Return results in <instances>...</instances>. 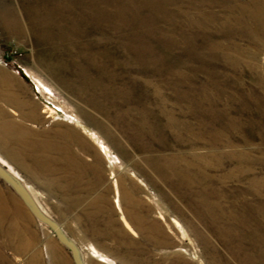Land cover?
I'll return each instance as SVG.
<instances>
[{
    "label": "rangeland",
    "instance_id": "374dc122",
    "mask_svg": "<svg viewBox=\"0 0 264 264\" xmlns=\"http://www.w3.org/2000/svg\"><path fill=\"white\" fill-rule=\"evenodd\" d=\"M254 10L264 0H0V155L87 264H114L93 247L115 264H264V228L224 219L264 209V20L220 24ZM182 120L219 133L202 172L182 169L223 195L150 163L206 152ZM0 264H75L1 178Z\"/></svg>",
    "mask_w": 264,
    "mask_h": 264
},
{
    "label": "bare ground",
    "instance_id": "6f19581e",
    "mask_svg": "<svg viewBox=\"0 0 264 264\" xmlns=\"http://www.w3.org/2000/svg\"><path fill=\"white\" fill-rule=\"evenodd\" d=\"M245 12V11H244ZM245 14V13H244ZM243 13H240V14H238V13H235L234 11H231V13H227L226 15H224L221 19H220V24L221 25H231V24H234V23H238V24H242L243 22H246L245 20L248 18V21L250 22V24H257L258 22H261V21H263L264 19H263V15L260 13V11H258V10H254V11H250V13L247 15V14H245L244 15ZM256 21V22H255ZM255 22V23H254ZM237 24V25H238ZM258 31V30H257ZM256 31V34H255V36H257V37H259V35H260V32H257ZM261 31H264V30H261ZM242 57H243V55H242ZM238 58H240V56H238ZM250 67H251V65H250ZM177 120H169V126L168 127H170L172 124H174V123H177L178 124V122H176ZM183 121V120H182ZM188 121V120H187ZM144 122V121H143ZM179 122H181V121H179ZM183 122H185L184 123V125L183 126H185L186 128H187V134H188V140H190V141H196L197 139H198V141H200L201 143H204V144H207V145H209L207 148H206V152L205 153H203V152H201L199 149H197V147H196V149L197 150H199V152H193V158H194V160H186V157L183 155L184 153L182 152V155H173V154H168V155H161V156H157V157H153V158H150L149 159V161H150V163L153 165V167L154 168H156V170L162 175H160L161 177H164L165 179H167L168 181L169 180H176L177 179V181H179L181 184H186L187 186H192L193 187V185L194 184H196L195 185V190L197 191L196 193L198 194V195H201V193L202 194H204V196L206 195L205 194V192H208V194L209 193H212V194H215V195H217V196H220V195H223L224 193H223V191H222V188H221V190L220 189H216L215 187H214V184L213 185H209L208 187H209V191H207V190H205L204 191V189L203 190H199V189H197L196 187H198L197 186V183H192L194 180H193V178H192V175L189 173V172H187L188 170H183L182 168H191V166L193 165H195L196 163H198L199 164V167H200V171L202 172L203 171V168L204 167H201V165H200V163H201V160L199 159V158H201V157H199V156H203L204 158H206V156H208V154H213L214 152H217V147L220 145V135H219V133L218 132H215L214 134H212V136H211V138H206L202 133L200 134L201 136H199L198 134H199V132H198V130H197V132H195V131H193L191 128H188L189 126H188V123L189 122H187L186 123V120L185 121H183ZM182 122V123H183ZM139 124H141V123H139ZM143 124H145V123H143ZM149 124H152V122L151 123H149ZM168 124V123H167ZM166 124V125H167ZM180 124V123H179ZM147 125V124H146ZM145 125V126H146ZM193 125V124H192ZM191 125V126H192ZM202 125H204V124H202ZM132 126H134V125H132ZM142 126V125H141ZM148 126V125H147ZM160 126V125H159ZM201 126V125H200ZM205 126V125H204ZM167 127V128H168ZM172 127V126H171ZM176 127H177V125H176ZM193 127V126H192ZM137 128V127H136ZM141 128V127H140ZM150 129H151V127H149ZM157 129H159L158 128V126L156 127ZM180 128H181V126H180ZM185 128V129H186ZM197 127H195V129H196ZM139 130V129H138ZM172 130H173V127H172ZM176 130V129H175ZM181 130H182V128H181ZM160 131V130H159ZM161 131H162V129H161ZM174 131V130H173ZM180 131V130H179ZM179 131H177V132H179ZM143 132H146L144 129H143ZM181 132V131H180ZM201 132V131H200ZM148 132H146V134H147ZM150 133H152V132H150ZM149 133V134H150ZM175 133V132H174ZM182 133V132H181ZM90 134H92V137L94 138V139H96V140H98V138L96 137V135L94 134V133H90ZM155 134V133H154ZM185 134V133H184ZM174 135V134H173ZM176 135V134H175ZM178 135V134H177ZM176 135V136H177ZM145 136V135H144ZM179 136V135H178ZM187 136V135H186ZM177 138V137H176ZM179 138V137H178ZM181 138H184V137H181ZM186 138V137H185ZM184 138V139H185ZM208 139V140H207ZM183 140V139H182ZM101 146H102V148L104 149V151H105V153L108 155L109 153H110V148L106 145V144H101ZM204 147H206V146H204ZM193 150V149H192ZM220 150V149H219ZM110 155V154H109ZM108 155V156H109ZM209 158H211V155H210V157ZM216 158H218V157H216ZM203 160V159H202ZM205 160V159H204ZM203 160V161H204ZM207 160V159H206ZM0 162L3 164V165H5L6 167H8L9 168V170L10 171H12V172H14L15 174H17L18 176H20L21 178H23L22 176H21V174L17 171V170H15V168H13L11 165H9L8 164V162L0 155ZM219 164V163H218ZM218 166V165H217ZM221 167V166H220ZM158 173V174H159ZM201 174V173H200ZM211 179V178H210ZM23 180L25 181V179L23 178ZM214 181H218L217 179H214ZM214 181H212L213 183H214ZM25 183L27 184V187L29 188V190L31 191V193L33 194V196L35 197V199L37 200V202L39 203V205L41 206V208L45 211V212H47V209L42 205V203H40L39 202V197H38V194H37V192H36V190L34 189V187L32 186V185H29V183H27L26 181H25ZM204 191V192H203ZM200 197V196H199ZM222 197V196H221ZM208 199V198H207ZM210 199V198H209ZM208 199V200H209ZM206 201V200H204V202H206L205 204H207V207L206 208H210V209H212L213 211H215V213L216 212H220V214H223L224 213V215H226V211H225V209H224V205H216L215 203L216 202H213L214 203V205L211 203V201ZM203 201V200H202ZM213 201V200H212ZM207 202H210V204H208ZM263 208V207H262ZM231 209H234V208H231ZM200 211V210H199ZM209 211H211V210H209ZM255 211H259V210H257L256 209V207H255ZM262 213L260 214V215H258V213L257 212H255L253 215H252V217H251V219H244V218H241V217H239L238 218V220L237 219H235V218H232V217H228V215L229 214H227L226 216L227 217H225L224 216V219H226V220H229V222H228V228H230V227H232V226H234L235 224L236 225H239V224H245V225H243L244 227H248V226H250V225H252L253 227L254 226H258L259 228L261 227V228H264V209H262ZM48 214H49V212H47ZM231 213V212H230ZM231 214H233V213H231ZM51 215V214H50ZM52 216V215H51ZM210 216V215H209ZM221 216V215H220ZM235 216V215H234ZM53 217V216H52ZM214 218V219H213ZM215 218H218V216H216V215H213V213L211 214V219H210V221L213 219V220H215ZM125 219V218H124ZM221 220V219H220ZM235 220H237V222L235 221ZM209 221V222H210ZM222 221V220H221ZM212 222H214V221H212ZM234 224H233V223ZM125 223L127 224V226L128 227H130V224H129V222H128V220H126L125 219ZM218 222H216V223H213V224H215V226H216V224H217ZM220 224V223H219ZM218 224V225H219ZM224 225V224H223ZM226 225V224H225ZM224 227V226H223ZM240 228H241V226H240ZM255 228V227H254ZM249 229V228H248ZM247 229V230H248ZM251 229V228H250ZM232 230V229H231ZM256 230V233L254 232V238H255V240L257 241V242H259V243H264V230L263 231H260L259 229H255ZM233 231V230H232ZM231 231V232H232ZM237 231V230H236ZM242 233V232H241ZM252 233V232H251ZM256 234V235H255ZM239 235V234H238ZM241 235V234H240ZM243 236H244V234H243ZM254 240V241H255ZM255 241V242H256ZM92 253H93V255H95V256H99V257H101L102 259H104V260H108V261H111V262H113L114 264H115V262L113 261V260H111V259H109L108 257H106V256H104L103 254H101L95 247H93V250H92ZM84 254V253H83ZM261 254H264V253H262L261 252ZM262 256H264V255H262ZM84 258H85V254H84ZM86 262V261H85ZM87 264V263H86Z\"/></svg>",
    "mask_w": 264,
    "mask_h": 264
},
{
    "label": "water",
    "instance_id": "95a60500",
    "mask_svg": "<svg viewBox=\"0 0 264 264\" xmlns=\"http://www.w3.org/2000/svg\"><path fill=\"white\" fill-rule=\"evenodd\" d=\"M0 178L19 195L35 218L53 231L59 241L70 251L75 264H86L83 251L79 244L68 234L58 220L41 208L23 178L10 171L1 162Z\"/></svg>",
    "mask_w": 264,
    "mask_h": 264
},
{
    "label": "crops",
    "instance_id": "0c3cea01",
    "mask_svg": "<svg viewBox=\"0 0 264 264\" xmlns=\"http://www.w3.org/2000/svg\"><path fill=\"white\" fill-rule=\"evenodd\" d=\"M50 214V213H49ZM69 234V233H68Z\"/></svg>",
    "mask_w": 264,
    "mask_h": 264
}]
</instances>
